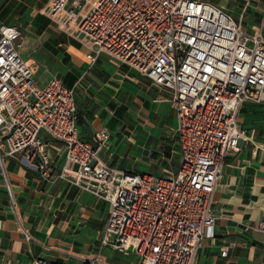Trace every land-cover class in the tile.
<instances>
[{
	"label": "built area",
	"instance_id": "obj_1",
	"mask_svg": "<svg viewBox=\"0 0 264 264\" xmlns=\"http://www.w3.org/2000/svg\"><path fill=\"white\" fill-rule=\"evenodd\" d=\"M44 3L41 12L56 29L88 47L86 67L105 53L170 91L179 165L162 175L108 164L101 157L107 129L83 139L74 87L58 75L40 84L19 50V27L0 22V173L13 206L8 157L108 203L98 251L76 263L34 255L29 264H109L100 255L106 246L134 255L133 264H196L202 240L214 234L212 192L223 159L250 138L239 124L240 105L264 100V5L259 25L248 29L243 13L235 19L210 0ZM43 130L63 146L59 170Z\"/></svg>",
	"mask_w": 264,
	"mask_h": 264
},
{
	"label": "crops",
	"instance_id": "obj_2",
	"mask_svg": "<svg viewBox=\"0 0 264 264\" xmlns=\"http://www.w3.org/2000/svg\"><path fill=\"white\" fill-rule=\"evenodd\" d=\"M19 1L0 0V11ZM210 1L226 7L222 8L235 19L243 13L242 23L248 29L261 21L264 0ZM41 8L33 7L27 15L42 30L36 66L40 78L34 77L41 84L58 75L66 86L74 87L80 136L91 139L95 130L105 127L109 137L101 157L117 168L139 172L151 167L162 175L176 171L179 152L170 91L105 53L86 67L88 47L57 30L50 18L41 15ZM52 25L53 34L48 30ZM238 117L250 138L223 159L221 178L212 192L214 234L202 240L196 264H264L260 225L264 222V100L244 101ZM40 137L50 142L47 151L59 170L62 144L44 130ZM5 168L17 203L10 205L0 173V264H29L34 255L76 263L79 255H91L88 247L73 246L61 235L75 232L76 226L85 230L90 221L97 223L98 234L107 201L60 177L52 182L42 179L15 157L6 159ZM96 214L99 223L93 219ZM221 249L226 255H221Z\"/></svg>",
	"mask_w": 264,
	"mask_h": 264
},
{
	"label": "rangeland",
	"instance_id": "obj_3",
	"mask_svg": "<svg viewBox=\"0 0 264 264\" xmlns=\"http://www.w3.org/2000/svg\"><path fill=\"white\" fill-rule=\"evenodd\" d=\"M35 3H29L27 0H20L16 5L10 4L7 6V8H3L0 11V21L10 23L15 22L20 29L21 35L18 37L17 42L19 44V50L22 54V56L26 59H29L31 63L34 65V76L38 77V70H36L37 63L39 62L38 56H39V46L41 42L42 36L40 35V32L42 31L39 28H36L33 24V21L30 20L27 15L28 11H30L33 7H36L37 9L41 6H43L45 3V0H34ZM213 2V1H211ZM215 2V1H214ZM213 2V3H214ZM31 4V5H30ZM215 4V3H214ZM31 6V7H30ZM223 7V6H222ZM9 8H13V11L11 12ZM224 9L226 7H223ZM41 15L45 16L43 13ZM235 17V15H234ZM49 20V19H48ZM50 21V20H49ZM49 32L52 34L56 32L52 27H48ZM141 169V168H140ZM144 171L139 172H153L151 167L143 168ZM158 174V173H157ZM2 175V174H1ZM50 182L56 181L55 179L49 180ZM7 198H9L7 196ZM13 198H15V202L17 203V198L15 196V193L13 192ZM10 205H13L12 199L9 198ZM106 202L103 203V206L106 207ZM99 214H96L93 216L94 220L99 223L101 221V217ZM94 224V225H93ZM97 223H93V221H90V225L86 226V232L83 230L84 227L82 226H76L75 232L69 231V233L65 235H61L63 239H65L67 242L72 243L73 246H86L91 250V253H95L98 251V240L96 238V228ZM88 237H83V236ZM100 255L107 261L109 264H133L135 261L134 255H124L123 253H118L114 250H112L110 247L106 246L104 247Z\"/></svg>",
	"mask_w": 264,
	"mask_h": 264
}]
</instances>
